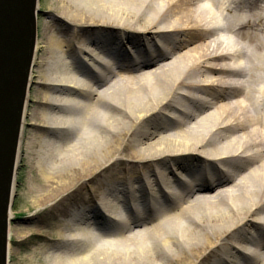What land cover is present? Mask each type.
Segmentation results:
<instances>
[{"label":"bare ground","instance_id":"obj_1","mask_svg":"<svg viewBox=\"0 0 264 264\" xmlns=\"http://www.w3.org/2000/svg\"><path fill=\"white\" fill-rule=\"evenodd\" d=\"M47 3L12 184L23 160L32 256L264 264V0Z\"/></svg>","mask_w":264,"mask_h":264},{"label":"water","instance_id":"obj_2","mask_svg":"<svg viewBox=\"0 0 264 264\" xmlns=\"http://www.w3.org/2000/svg\"><path fill=\"white\" fill-rule=\"evenodd\" d=\"M38 0H0V264H8L16 149L37 41Z\"/></svg>","mask_w":264,"mask_h":264},{"label":"rangeland","instance_id":"obj_3","mask_svg":"<svg viewBox=\"0 0 264 264\" xmlns=\"http://www.w3.org/2000/svg\"><path fill=\"white\" fill-rule=\"evenodd\" d=\"M38 8L41 10L38 13L37 18V36L40 37V31L46 20H48V3L47 0H38ZM37 38V40H38ZM40 51H38V55ZM33 83L30 87L31 96H29L28 110L34 112V89ZM34 114V113H33ZM29 118L25 124V136H29L31 131L34 130L29 124ZM16 173V185L15 196L12 200L11 213L13 218H21L23 221H16L10 223V229L14 231V234L10 237L9 242V262L8 264H41L40 258L32 256L33 249L39 245V233H41L45 227L43 222L44 213L43 210L38 209L32 200L42 196L40 192H37V182L33 178L28 177L27 166L24 165L23 160L19 162ZM116 194V190L107 193Z\"/></svg>","mask_w":264,"mask_h":264}]
</instances>
